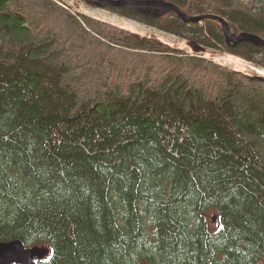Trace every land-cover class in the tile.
Here are the masks:
<instances>
[{"label":"trees","instance_id":"16d2710c","mask_svg":"<svg viewBox=\"0 0 264 264\" xmlns=\"http://www.w3.org/2000/svg\"><path fill=\"white\" fill-rule=\"evenodd\" d=\"M166 1L264 39V0ZM109 9L264 68V46L227 43L215 19ZM13 239L50 250L37 264H264V81L62 0H0Z\"/></svg>","mask_w":264,"mask_h":264},{"label":"water","instance_id":"95a60500","mask_svg":"<svg viewBox=\"0 0 264 264\" xmlns=\"http://www.w3.org/2000/svg\"><path fill=\"white\" fill-rule=\"evenodd\" d=\"M93 2L97 6L106 7H119L130 6L134 8H151L157 12V14H164L167 12H175L181 17L184 22H197L203 19V17L212 18L218 20L221 24L222 33L227 43L238 42L246 40L253 42L254 44L264 46V39L251 33H240L235 35L231 33L230 27L226 20L216 15H196L187 16L181 12V10L172 2L166 0H88ZM192 43V42H191ZM195 47L204 50L200 45L194 44ZM264 81L263 76H257ZM211 221L217 224V215L211 216ZM50 250L42 246L26 247L19 239H13L8 241H0V264H37L38 261L48 258Z\"/></svg>","mask_w":264,"mask_h":264},{"label":"rangeland","instance_id":"374dc122","mask_svg":"<svg viewBox=\"0 0 264 264\" xmlns=\"http://www.w3.org/2000/svg\"><path fill=\"white\" fill-rule=\"evenodd\" d=\"M62 1L64 2V6L70 7L73 10H77L89 16L96 17L98 19L115 24L119 27L126 28L133 32H137L140 35H150L155 39H157L158 41L168 44L178 50L188 52L191 54L204 53L205 56L211 57L213 60L219 63L227 64L228 66L234 69L242 70L247 73L253 71L251 69V66L255 64L252 62L238 58L237 56L235 57L227 53H220L218 51H215L214 49L204 48V50H201L200 48L195 47V45H193L190 41L184 40L176 35L165 32L161 29L148 26L139 21L114 13L109 9V7L97 6L93 2L90 3V1L88 2L85 0H62ZM141 9H148V8H141Z\"/></svg>","mask_w":264,"mask_h":264},{"label":"bare ground","instance_id":"6f19581e","mask_svg":"<svg viewBox=\"0 0 264 264\" xmlns=\"http://www.w3.org/2000/svg\"><path fill=\"white\" fill-rule=\"evenodd\" d=\"M247 1V0H246ZM234 2V1H233ZM236 2V1H235ZM239 2V1H238ZM234 4V3H233ZM186 6V5H185ZM184 8V7H183ZM185 9V8H184ZM185 12V11H184ZM188 14V13H187ZM85 15V14H84ZM210 48V47H209ZM234 54V53H233ZM186 58V57H185ZM191 60V59H190ZM191 63V62H190ZM196 65H198V63L196 64ZM179 68V67H178ZM183 68V67H182ZM211 68V67H210ZM213 69V68H212ZM208 70H209V68H208ZM199 72H201V71H199ZM204 72V71H203ZM203 72H201V73H203ZM193 73V72H192ZM195 73V72H194ZM197 73V72H196ZM207 73V72H206ZM206 73H204V74H206ZM187 75V74H186ZM210 75V74H209ZM226 75V74H225ZM189 76V75H188ZM200 76H201V74H200ZM194 79V78H193ZM207 80V79H206ZM189 81V80H188ZM196 81V80H195ZM212 81V80H211ZM202 83V82H201ZM196 85V84H195ZM47 248V247H46Z\"/></svg>","mask_w":264,"mask_h":264},{"label":"built area","instance_id":"2783aa9c","mask_svg":"<svg viewBox=\"0 0 264 264\" xmlns=\"http://www.w3.org/2000/svg\"><path fill=\"white\" fill-rule=\"evenodd\" d=\"M258 73H260L261 75H264V70H259L257 69Z\"/></svg>","mask_w":264,"mask_h":264}]
</instances>
